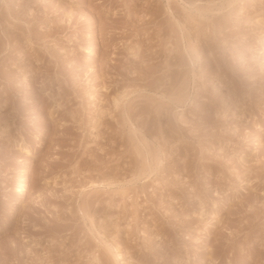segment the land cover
<instances>
[{
    "label": "rangeland",
    "instance_id": "rangeland-1",
    "mask_svg": "<svg viewBox=\"0 0 264 264\" xmlns=\"http://www.w3.org/2000/svg\"><path fill=\"white\" fill-rule=\"evenodd\" d=\"M0 264H264V0H0Z\"/></svg>",
    "mask_w": 264,
    "mask_h": 264
},
{
    "label": "bare ground",
    "instance_id": "bare-ground-1",
    "mask_svg": "<svg viewBox=\"0 0 264 264\" xmlns=\"http://www.w3.org/2000/svg\"><path fill=\"white\" fill-rule=\"evenodd\" d=\"M27 187H28V173H27V170L25 168H23L20 172V177H19V181L17 184V191L20 192L21 194H23V193L27 192ZM116 255H118V254H116Z\"/></svg>",
    "mask_w": 264,
    "mask_h": 264
}]
</instances>
